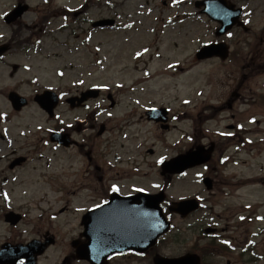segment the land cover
I'll use <instances>...</instances> for the list:
<instances>
[{
	"label": "rangeland",
	"instance_id": "rangeland-1",
	"mask_svg": "<svg viewBox=\"0 0 264 264\" xmlns=\"http://www.w3.org/2000/svg\"><path fill=\"white\" fill-rule=\"evenodd\" d=\"M163 1L169 2V0H113L112 7L104 3V8L100 10L108 12L113 17L116 16L120 24L129 27L128 29L92 30L89 45L81 44L80 40H70V43H75L70 52L63 46L55 47L56 42H62L66 37V35H60L61 39L48 40L46 45L41 46V49L45 51L44 54L49 55L48 58H51V55L53 57L49 62L45 59L43 61L49 63L46 66L51 67L53 74L57 69H68V67L73 69L70 62L76 65V69L91 72L92 85H106L107 89L115 91L118 99L123 102L121 108L113 112L116 118L131 110L127 107V102L133 100L132 89L136 85V101H141V105L165 104L174 112H178L177 115L182 113L179 115L182 117L181 120L176 123L179 125L178 129L167 136L170 141L179 139L181 133H188L191 136L195 135L196 142L205 144L216 142L221 147V149L218 147L219 154L227 152V155H230L232 160L228 162L225 169L219 172H215L213 167L211 169L210 174L221 180L220 185L213 192H206L197 178L196 173H204L203 169L192 171L188 176L171 182L172 199L178 200L181 195L186 198L200 197L205 200L208 210L187 221L186 224L190 225L196 233L193 239L189 240L188 246L182 248L165 241L160 247L162 254L176 255L181 252L179 248L190 249L196 246L203 254L211 255L214 252L211 259L205 260L206 264H226L228 261H232L233 264L236 262L245 264L240 262L238 256H241L245 245L252 243L255 244V247H252L255 259L249 264H264V144L260 145L262 150L258 148L256 151V147H247L246 143L248 141L246 134L249 131H253L252 134L255 131L256 138L264 140V43H260L257 37L264 26V17L254 20V27L249 34L236 31L230 40L235 52L231 63L223 64L216 60L198 62L196 52L199 47L204 42L215 40L213 25L194 18L183 24L180 30L170 29L171 26L166 27L158 23L160 19L157 20L158 17H163L167 21L171 18L169 8L163 6ZM37 4L38 2H33L34 6ZM148 9L152 11V14L147 28H142L140 25L141 33H133L132 24L138 21L140 13L144 14ZM189 11L195 12L192 5L189 6ZM163 12L164 16L161 15ZM96 13L99 12L96 11ZM37 15L36 12H31L23 21H33ZM143 18L140 17L139 22H142ZM145 49L148 53L142 54ZM250 52L253 53L254 61L252 58L245 59ZM13 61L20 62L19 59H13ZM171 64L178 65L180 69H169L168 66ZM143 68L149 70L151 75L148 72L144 73ZM152 74L153 77L157 74L158 78H164L162 80L164 84L152 82L154 79H150ZM69 75L71 80L81 78L74 72H69ZM49 79L51 80V77ZM236 91L239 92L240 98L230 108L228 103L234 99L233 93ZM185 101H188V104H183ZM129 105L132 103L130 102ZM144 112L143 108L136 112V121L140 123L139 126L136 125V130L143 134V138L136 141V147L141 143L138 151L131 138L124 140L117 134L116 147L110 144L106 146L104 143L101 149L99 145L97 152H109L103 164L106 169L109 168L105 162L109 164L110 160V163L116 166V169L110 172L113 178L123 175L125 171L126 175H129L124 181L128 182L127 186L133 183L136 188L154 190L152 185L160 183L162 186L165 179L161 176L156 161L161 156H169L167 144L158 138V134L163 136V133L161 131L158 133L145 119H141ZM66 117L70 118V114H66ZM253 117L259 120L258 123H251L250 120ZM128 122L127 127H131V120ZM39 123L36 122L35 126ZM229 126L235 127L236 131L229 130ZM25 128L24 124L21 129ZM111 128L116 129L115 122L111 124ZM18 132L19 130L13 131L16 146L20 143L25 144L23 147L33 146L26 152H52L50 148H43L41 140L44 134L39 135V132H35L34 135L25 139L24 136L17 135ZM228 132L233 133V136L221 135ZM192 143L189 141V147ZM150 149L155 151L154 155L147 154ZM5 152L8 150L6 149ZM173 152L172 155L177 154L176 150ZM218 152L214 156L215 160L219 158ZM260 152L263 153L260 155ZM119 159L126 160L130 164L119 169L118 166L122 165ZM60 164L59 173L62 176L63 185L67 189L76 187V193L80 195V198H84L81 200L79 198L78 206H90L92 202L87 197V190L81 189L88 185L83 159L77 156L76 166L71 162L66 166H64L65 162ZM134 166H136V173H131ZM57 170L56 167L55 171ZM234 185H237V188ZM44 186V181L36 178V173L28 171L21 189H27L30 193L39 196ZM47 188L50 193V187ZM53 197L58 198L60 195L55 194ZM81 201H84L83 204ZM54 208L60 207L54 206ZM243 213V216H239ZM241 217H244V220L238 219ZM79 219L80 214H75L72 210L59 217L61 225L57 229H61L60 232L71 227L76 228L75 232L69 233L66 237L60 236V232L57 233L59 240H69L72 235H77ZM37 226L49 228L46 220L38 223ZM201 226L218 228L221 231L220 237L227 241L232 240L238 246L237 250L232 253L228 251V253H218L210 244V239L200 237L199 227ZM0 234L6 235L4 227L0 229ZM65 250V246L61 243L55 249L52 258L55 260ZM136 264H153V261L152 258H146L136 260Z\"/></svg>",
	"mask_w": 264,
	"mask_h": 264
},
{
	"label": "flooded vegetation",
	"instance_id": "flooded-vegetation-1",
	"mask_svg": "<svg viewBox=\"0 0 264 264\" xmlns=\"http://www.w3.org/2000/svg\"><path fill=\"white\" fill-rule=\"evenodd\" d=\"M33 1L36 0H7V5L0 4V8L4 6H10V8H8L7 10V15L0 16V33L4 35L1 37L6 38H0V41L2 42L0 43V46L7 45L9 47L6 53L7 55L5 54L4 56H2V59H0V64L5 60V58L3 57H7V59L23 58L26 60H31L34 52L38 51V47H36V45H39L44 39L49 38L56 40V37L58 34H60L61 29L69 26L70 16H68V13H60L54 10L52 4L44 5L43 0H39V3L42 4L35 7L32 5ZM18 8H26V10L23 11L18 19H14V21H12L11 23L5 22L4 18ZM31 12H36L38 14L36 19L33 21L24 22L23 18ZM83 14H85V11L83 10H80L79 12H71L73 19L77 20V18L79 17L80 24H88L89 20L86 17H83ZM65 17L67 18L65 19ZM60 19H64V24L62 26L57 25ZM19 71L20 69H17L15 72L11 71L7 75V77L2 76L0 77V79H3L5 82L11 81ZM27 81L28 80L26 79H20L15 89H8L6 91L0 90V96L2 95L6 99L3 108L0 105V180H3L0 182L1 186H4V182L10 185L23 184L22 181L24 180L25 172H27L28 170L29 172H33L34 168H36V164L38 162L41 163L43 158L41 152H5L6 149L3 144V142L7 139V136L11 138L14 126H16L17 128H21L20 123L18 122V120L20 119V113H17L13 109L12 103L8 98L9 94L12 91H17L22 96H24L29 102V106L26 109L30 108L31 106H35L34 97L39 93V86L36 81L35 83H28ZM29 84H36L37 90L34 91V89L32 88V92L27 94L26 92L28 91H25V89ZM3 92H5L6 95L2 94ZM89 114L90 115L86 123L90 124V121H96L95 124L91 123L89 126V129L95 130L98 125V120L95 119V116L92 112H90ZM59 127H56L55 130H60ZM105 129L107 130L105 132V135H107L109 131L107 127H105ZM67 131L69 130H65V132ZM87 159L90 164V169H94L95 180L89 181V184L91 185H88V192L92 200V206L95 207L97 204H103L104 201H109L111 195L117 192L111 191L112 185L110 186V183L113 181L105 180V171L103 170V167L94 162V156L92 155V152H89V156H87ZM31 165L33 167H30ZM50 167L51 161L48 163V168ZM14 179H19L20 181L18 183H13ZM118 182L122 181L118 180ZM119 192L124 195L136 193L135 191H125L121 189ZM64 211L65 210H61L59 214H62ZM17 214L21 216L20 224H22L25 220V217H23V212H18ZM93 219L101 222L102 227L106 230L113 231L120 226V224L116 221L117 214L115 213V211L98 215ZM177 219L178 217L176 218V220ZM133 227L136 228L135 223L133 224ZM33 236L34 237H23L21 240H19V237L12 238L8 239L5 242L11 245L24 246L29 245L35 241H38L40 243L49 242L50 246L48 247L46 254L58 244V238L52 235L50 232H42L41 230L35 229L33 231ZM77 238L78 237L70 239V247L73 252H69V254H67L57 264H75V262H78L76 253L72 246L73 241L78 240ZM43 257L38 258L37 264H41V259ZM108 264H136V253L114 256L110 259Z\"/></svg>",
	"mask_w": 264,
	"mask_h": 264
},
{
	"label": "water",
	"instance_id": "water-1",
	"mask_svg": "<svg viewBox=\"0 0 264 264\" xmlns=\"http://www.w3.org/2000/svg\"><path fill=\"white\" fill-rule=\"evenodd\" d=\"M211 16L217 19V14L214 13V15H211ZM218 19H221V18H218ZM210 49H215V48H210ZM215 54H220L223 56L224 52L219 50L217 52H212L209 55L212 56ZM186 158L187 159L189 158L188 162L186 161ZM190 159H191V156L189 155L188 157L179 158L178 160H176L180 164L177 167V170H174L173 172H180V171H183L185 168H188L194 165V164H191ZM203 159L205 162L208 160V158L206 157ZM177 162L172 163V164H176ZM170 165L171 164H168L167 166H170ZM130 199H133V198L122 199V202L124 203L132 202ZM134 199H136V207H137L136 218L139 220V223H140V227L136 231V251L143 253L147 251L149 248L153 247L156 244L158 238L162 236L164 233H166L169 228H168V225L165 223L162 210L160 208V203L163 201L162 196H148V195L142 194V195L136 196ZM186 204L187 203L183 204L181 206L182 208L180 207V209L177 211L179 213H182L183 215L188 213L189 209L183 207ZM88 235H91V233L89 232L88 234H86L87 237H90ZM119 241H121V239L117 240L116 242H114L112 238L109 239L110 246H114V248H112L113 249L112 251H124V249H129V248L134 247V243H130L125 248L123 246L120 247V244L118 243ZM117 245L119 246L117 247ZM79 255L82 259L88 258V253L83 247L82 248L79 247ZM155 262L156 264H199V262L196 261V259H194L193 257L182 259V260H166V259L156 258Z\"/></svg>",
	"mask_w": 264,
	"mask_h": 264
},
{
	"label": "snow or ice",
	"instance_id": "snow-or-ice-1",
	"mask_svg": "<svg viewBox=\"0 0 264 264\" xmlns=\"http://www.w3.org/2000/svg\"><path fill=\"white\" fill-rule=\"evenodd\" d=\"M45 2H47V0H45ZM221 11H225V10L224 9H221ZM225 14H230V13H226L225 12ZM245 14H247V13H245ZM5 15H7V13H5ZM66 18L67 17H65V19ZM244 23L247 24V23H249V21L245 20ZM228 36L231 37L232 36V33L229 32L228 33ZM145 51H147V49H145ZM137 55H140V53H137ZM0 59H2V57H0ZM170 67H172V65H170ZM59 75L63 76V73H60ZM33 83H35V81H33ZM78 83L83 84L84 81L83 80H79ZM97 87H103L105 90H107V86L106 85L97 86ZM118 87H120V86L118 85ZM65 95H66V93H63L62 92L60 94L59 99H64ZM137 103H139V101H137ZM185 103H188V101H185ZM86 107L91 108L92 106L91 105H87ZM95 107H96V109H100V104H96ZM101 114H102L101 111H95V112H93V115L96 116V117H99ZM107 116L111 117L112 116V113L111 112H107ZM57 119L59 120V117H57ZM77 119H79V118H77ZM59 122H60V124H64V121L63 120H60ZM67 127L69 129H71L73 126H72V124H68ZM240 127H242V125ZM221 135H229V136H231V135H233V133H231V132L221 133ZM188 139L191 140L192 137L189 136ZM166 159H167V157L161 156L156 161V163L159 164V165H163L165 163ZM181 175L182 176H187L188 173L187 172H182ZM196 175H197V177H202L203 176V173L202 172H198V173H196ZM152 187L155 188V189H160L161 188V185H160V183H156V184H153ZM111 191L112 192H119L120 191V188L117 185H112L111 186ZM133 191L138 192V193H144L146 191V189H144L142 187L141 188H134ZM179 199L183 200V199H186V197H184L183 195H181L179 197ZM197 199H200V197H197ZM5 200H7V196L6 195H5ZM104 203H108V201H104ZM167 203H168V201L165 202V204H167ZM165 204H161L160 205V208L162 210L165 209ZM96 207L99 208V207H101V205L100 204H97ZM76 211L77 212H82V211H85V209L77 208ZM52 219H56V217H52ZM241 219H244V217H241ZM108 239H110V237H108ZM101 242L102 243H105L106 240L105 241H101ZM225 243H227V241H225ZM111 258L112 257H108V259H111ZM18 264H25V260L19 259L18 260Z\"/></svg>",
	"mask_w": 264,
	"mask_h": 264
},
{
	"label": "bare ground",
	"instance_id": "bare-ground-1",
	"mask_svg": "<svg viewBox=\"0 0 264 264\" xmlns=\"http://www.w3.org/2000/svg\"><path fill=\"white\" fill-rule=\"evenodd\" d=\"M142 81V80H141ZM159 81H161V79H159L158 81H156V82H159Z\"/></svg>",
	"mask_w": 264,
	"mask_h": 264
}]
</instances>
